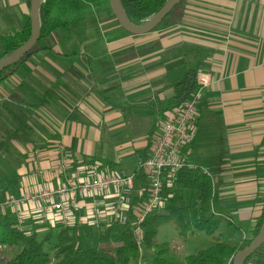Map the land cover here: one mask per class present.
<instances>
[{
	"label": "crops",
	"instance_id": "crops-1",
	"mask_svg": "<svg viewBox=\"0 0 264 264\" xmlns=\"http://www.w3.org/2000/svg\"><path fill=\"white\" fill-rule=\"evenodd\" d=\"M183 11L164 36L108 27L105 16L89 24L84 37L60 31L51 39L58 54L38 51L0 85V102L20 93L40 103L28 139L11 140L0 151L13 153L20 193L56 187L62 154L74 166L100 161L108 171L135 172L154 120L164 115L156 110L170 95L168 76L179 75H167L166 64L180 58L176 46L191 43L211 51L200 71L211 81L199 87L196 137L184 154L213 179L215 207L242 228H253L264 193V0H188ZM4 16L25 22L29 0H0L1 24ZM89 28L105 32L91 38ZM106 33L113 37L104 39ZM127 48L132 51L116 55ZM89 51L94 55H86ZM105 134L117 141L116 160L98 145ZM33 227L29 222L27 228Z\"/></svg>",
	"mask_w": 264,
	"mask_h": 264
},
{
	"label": "trees",
	"instance_id": "trees-1",
	"mask_svg": "<svg viewBox=\"0 0 264 264\" xmlns=\"http://www.w3.org/2000/svg\"><path fill=\"white\" fill-rule=\"evenodd\" d=\"M121 1L129 20L135 25H143L168 0ZM187 1L184 0L176 5L152 32L159 31L164 36V30L165 33L174 30L181 21L184 13L183 7ZM74 7L81 9L94 7L95 10L79 13L80 10ZM59 8L64 11L63 15L69 14L66 19L55 14V10ZM102 16H105L103 20L107 22L108 27L122 28L108 0H45L40 9L41 33L36 46L17 63L0 72V85L16 74L22 65L38 51H44L48 55L58 54L53 51L51 39L60 31L67 35L74 34L84 37L87 26L102 21ZM30 35V18L25 22L14 23L5 16L2 17V24L0 21V60L8 57L26 43ZM175 50L180 51V58L167 63L166 70L167 75L176 72H179V75L171 79L168 76L170 95L160 103L156 110L157 114L164 115L154 120L147 137L146 154L142 160L148 156L154 144V138L162 119L173 115L182 103L191 100L199 90L200 83L197 81V75L207 68V59L211 55L209 49L191 43L178 45ZM131 51L132 48H127L116 55L128 54ZM39 104L34 96L32 100H27L20 93H15L0 102V151L8 149L11 146V140L28 139L32 131L30 120L34 109ZM12 155L13 153H0V169L5 173V176L0 173V197L18 196L20 193L18 190L20 177L11 168L12 163L15 162ZM2 161H6L10 167L3 165ZM136 172L140 183L146 186V176L140 170ZM216 188L211 176L200 169H191L188 166L182 168L178 172L177 181L167 188L164 194L163 209L150 214L142 224L140 243L134 235L133 220L126 225L116 222L111 225L101 223L99 226L54 225L43 229H37L38 226L35 225L28 232L17 230L13 213L7 212L0 216V264H132L140 259L141 246L153 250L150 264H176L169 242L160 243L157 239L159 227L168 222L176 225L181 237L186 238L191 232L197 231L214 238L210 246L186 256V264H232L236 252L248 246L260 231L264 222V193L260 200L261 213L257 216L250 234L238 242H233L220 232L221 227L232 228L240 232L241 226L215 207V199L218 198ZM186 192H189L190 198L195 201L191 207L179 202L180 199L184 200ZM40 230L44 231L42 237ZM4 247H18L19 252L15 257L3 263L1 249ZM263 248L264 244L251 254L244 264H249Z\"/></svg>",
	"mask_w": 264,
	"mask_h": 264
},
{
	"label": "built area",
	"instance_id": "built-area-1",
	"mask_svg": "<svg viewBox=\"0 0 264 264\" xmlns=\"http://www.w3.org/2000/svg\"><path fill=\"white\" fill-rule=\"evenodd\" d=\"M197 81L204 87L211 80L199 72ZM200 100L198 90L173 115L162 119L154 144L137 169L146 176V186L140 183L136 171H108L100 161L74 166L70 157L62 154L56 187L0 198V211L13 213L19 231H31L27 228L29 222L43 229L49 221L53 226L69 227L116 222L126 225L133 220L134 235L140 243L142 224L150 214L163 209L164 194L177 181L178 172L185 166L197 169L188 163L184 147L196 137L194 123Z\"/></svg>",
	"mask_w": 264,
	"mask_h": 264
},
{
	"label": "rangeland",
	"instance_id": "rangeland-1",
	"mask_svg": "<svg viewBox=\"0 0 264 264\" xmlns=\"http://www.w3.org/2000/svg\"><path fill=\"white\" fill-rule=\"evenodd\" d=\"M76 10H80L79 13H83L84 11H89V10H95L94 7H86L85 9H81L80 7H74ZM66 10V9H65ZM55 14L56 15H61L59 17L66 19L67 15L69 16V14L64 15V11L62 9H56L55 10ZM105 28H103V30H96L93 28H89L88 29V34L89 37L91 38H97V37H101L104 34ZM64 33V32H63ZM164 35L165 30H164ZM66 35V33H64ZM150 34V36H156L159 35V32L153 31L148 33ZM146 34V35H148ZM113 35H109L108 33L105 34L104 39H110L112 38ZM105 49V47H104ZM86 55H94V53L92 51L86 52ZM91 64L96 65V62H91ZM134 115V114H133ZM144 115L142 112H137L138 117H140L139 120H141V116ZM144 124L142 126H138L139 129H144ZM124 128L129 129L131 127L129 126H125ZM109 136L111 135H107L105 134L104 136L101 137L100 141L98 142V145L101 146V148L107 150L105 151V156H108L109 158L115 159L117 157V151L115 150L116 148V142L114 141L113 138H109ZM71 159V158H70ZM72 160V159H71ZM3 165L6 164V161H2L1 162ZM5 166H9L10 165H5ZM206 166H209L208 164H206ZM10 170V168H8ZM0 173L5 176V173L3 170L0 169ZM17 196V195H16ZM7 196H1L0 198H5ZM180 204H188L190 207L193 206L195 204V201L192 200L190 198L189 192H186L184 194V200L182 201L181 199L179 200ZM11 212L10 210H2L0 211V216L5 215L7 212ZM231 220L233 219L232 217L230 218ZM55 225H58L55 223ZM251 228L249 226H243V228L241 227V231L237 232L234 229H226L224 226L221 227V231L229 240H233V242H238L240 241L242 238H244L245 236H248L251 232ZM43 230H40V236H43ZM157 239L158 242L160 243H164V242H169L171 248H172V252L175 256L176 259V264H186V260L185 257L196 253L197 251H199L200 249L206 248L208 246H210L214 240V238L212 236H209L208 234L204 233V232H197V231H193L190 234H188V236L186 238L181 237L178 233V230L176 228V225L172 222H168V223H164L163 225H161L159 227V231H158V235H157ZM92 243V240L90 241ZM19 252V248L18 247H13V248H8V247H4L1 249V256L3 258V263L6 260H9L13 257H15V255ZM153 253V250H149V249H145L143 246H141V257L138 261L133 262L132 264H150L151 263V255ZM258 255V256H257ZM259 257H263L264 258V248L261 250V252H259L258 254H256V256L254 258L251 259L249 264H264V260H261L263 258Z\"/></svg>",
	"mask_w": 264,
	"mask_h": 264
},
{
	"label": "water",
	"instance_id": "water-1",
	"mask_svg": "<svg viewBox=\"0 0 264 264\" xmlns=\"http://www.w3.org/2000/svg\"><path fill=\"white\" fill-rule=\"evenodd\" d=\"M45 0H30L31 35L26 43L12 52L8 57L0 60V72L5 68L17 63L37 44L41 33L40 9ZM110 7L120 26L132 35H144L154 30L176 5L184 0H168L163 7L150 17L143 25L133 24L126 15L121 0H108ZM264 244V222L259 233L252 239L250 244L236 252L232 264H244L247 258L255 253Z\"/></svg>",
	"mask_w": 264,
	"mask_h": 264
}]
</instances>
